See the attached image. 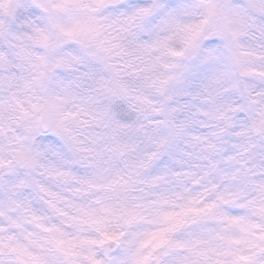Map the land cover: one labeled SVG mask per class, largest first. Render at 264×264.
I'll list each match as a JSON object with an SVG mask.
<instances>
[{"label": "clouds", "instance_id": "obj_1", "mask_svg": "<svg viewBox=\"0 0 264 264\" xmlns=\"http://www.w3.org/2000/svg\"><path fill=\"white\" fill-rule=\"evenodd\" d=\"M0 264H264V0H0Z\"/></svg>", "mask_w": 264, "mask_h": 264}]
</instances>
